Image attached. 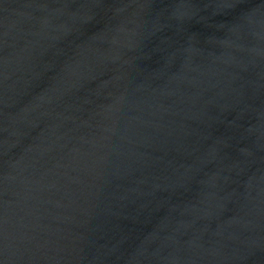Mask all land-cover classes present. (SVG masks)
I'll list each match as a JSON object with an SVG mask.
<instances>
[{"label": "water", "instance_id": "obj_1", "mask_svg": "<svg viewBox=\"0 0 264 264\" xmlns=\"http://www.w3.org/2000/svg\"><path fill=\"white\" fill-rule=\"evenodd\" d=\"M0 264H264V0H0Z\"/></svg>", "mask_w": 264, "mask_h": 264}]
</instances>
